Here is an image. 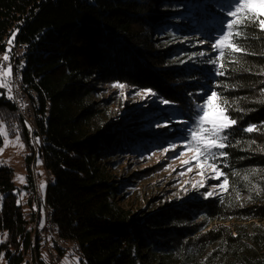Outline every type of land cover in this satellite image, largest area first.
<instances>
[{"label":"trees","instance_id":"16d2710c","mask_svg":"<svg viewBox=\"0 0 264 264\" xmlns=\"http://www.w3.org/2000/svg\"><path fill=\"white\" fill-rule=\"evenodd\" d=\"M203 22L214 35L205 44L194 36ZM14 45L25 49L20 76L51 178L45 203L83 264H264L262 16L232 0H0V56ZM101 85L149 91L170 105L187 150L219 171L220 194L150 211L121 205L124 182L113 172L133 137ZM210 95L229 128L201 124L195 104ZM2 126L30 151V173L29 123L0 87ZM15 190L12 169L0 164V258L7 264L40 254L31 227L39 213L26 215Z\"/></svg>","mask_w":264,"mask_h":264},{"label":"rangeland","instance_id":"374dc122","mask_svg":"<svg viewBox=\"0 0 264 264\" xmlns=\"http://www.w3.org/2000/svg\"><path fill=\"white\" fill-rule=\"evenodd\" d=\"M232 2L233 5L246 2L250 9L264 18V0H232ZM203 23L202 28L197 30L194 36L198 42L205 44L204 39L214 35L209 32L208 23ZM212 27L217 28L216 22H213ZM214 34L217 35V33ZM191 37L187 36L186 39H191ZM19 55L17 46H11L7 53L0 56V64L1 62L12 63L15 59L18 64L22 61L17 60ZM13 73L11 68H6L5 71L0 69V87L8 90L10 94L8 79ZM100 87L103 89L102 97L108 102L110 109L119 113L121 119H125V125H129L124 128V131L133 137L134 144L129 146L128 152L125 151L118 155L117 169L113 172L117 181L124 182L117 196L121 205L133 212L150 211L193 196L203 195L205 199H211L220 194L224 183L219 180V171L201 162L195 152L187 150L182 140L184 130L182 122L167 114L171 109L170 105L158 100L149 91L128 92L121 86L101 85ZM195 110L200 117L201 124H206L213 129H227L233 124L220 108L215 95H210L204 98L203 102L196 103ZM143 115L144 117L152 115V118L142 121L141 116ZM134 126L137 127L136 131H132ZM28 128L33 146L31 172H28L26 163L30 151L19 136L10 137L3 126L0 130L2 135L0 164L10 167L13 171V183L16 187L14 193L23 212L26 215L39 212L33 219L31 227H35L38 220L37 229L41 230L47 182L50 176L37 152L40 141L34 136L36 127L31 123ZM28 173L31 175V184L27 179ZM30 185H33L32 199L27 190ZM253 224L257 226L260 223L253 222ZM5 237V235H0V243L5 240ZM60 255L62 256L60 264H83L73 247L62 250ZM42 258L45 259L44 254ZM32 260L28 257L23 264H32L34 261ZM0 264H7L4 256L0 258Z\"/></svg>","mask_w":264,"mask_h":264},{"label":"bare ground","instance_id":"6f19581e","mask_svg":"<svg viewBox=\"0 0 264 264\" xmlns=\"http://www.w3.org/2000/svg\"><path fill=\"white\" fill-rule=\"evenodd\" d=\"M25 51L24 47L22 46V51H21V62L17 64V77H16V81H15V89L16 91H18V96H20V102H22L25 106V113L23 110V107L18 106V109L21 113V115L24 117L25 119V115L26 118L28 119V123L31 125L34 124V116H33V109H32V105L30 103V100L28 99L27 95L25 94L24 91V86L21 80V65L23 62V52ZM1 62L0 64V69L3 71L4 68V63ZM51 181L50 180L47 182L49 183ZM44 219H43V226L41 228V230H38V234H39V245H46L49 249H48V257H62L60 255V252L62 250L65 249H69L70 247L74 248L75 251V245L73 243H69L66 242V244H68V246L64 245V241L59 237V235H51L50 233H45L44 232V225H45V230H48L49 232H58L57 227L55 225V223L53 222V218H52V210L48 207V205L45 203L44 207ZM46 221V222H45ZM39 221L37 220V223ZM57 245V247H56ZM67 247V248H66ZM40 254H38V257L36 259H34L32 264H54L53 262H46V254L43 252H39ZM42 254L45 255V259L42 258ZM38 260V262H36Z\"/></svg>","mask_w":264,"mask_h":264},{"label":"built area","instance_id":"2783aa9c","mask_svg":"<svg viewBox=\"0 0 264 264\" xmlns=\"http://www.w3.org/2000/svg\"><path fill=\"white\" fill-rule=\"evenodd\" d=\"M17 49H18V51L20 53V55L17 58V60L19 59L21 61L22 46H17ZM6 68H11L12 71L14 72L12 74V77L8 79V83L10 85V90H11V95H12L13 99L15 100L16 105H18L20 107H23V110H24V113H25V106H24V104L22 102H20V96H18V91H16V89H15V81H16V77L18 76L17 75L16 59L12 63L4 62L3 71H5ZM25 120L28 122V119L26 118V115H25ZM44 232L45 233H50L52 236L53 235H59L58 232H49L48 230H45V225H44ZM64 245L68 246V244H66L65 241H64ZM56 247H57V245H56ZM48 249L49 248L46 245H39V251L46 254V262H53L54 264H60L61 257H48ZM36 262H38V260Z\"/></svg>","mask_w":264,"mask_h":264},{"label":"crops","instance_id":"0c3cea01","mask_svg":"<svg viewBox=\"0 0 264 264\" xmlns=\"http://www.w3.org/2000/svg\"><path fill=\"white\" fill-rule=\"evenodd\" d=\"M38 213H39V212H38ZM37 225H38V223H36V224H35V227H33V229H34V231H33V236L35 235V231L38 230V229H37Z\"/></svg>","mask_w":264,"mask_h":264}]
</instances>
